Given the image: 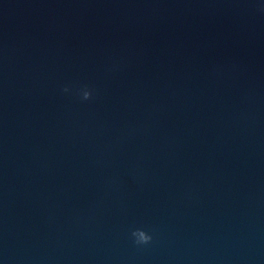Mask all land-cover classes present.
<instances>
[{
    "label": "water",
    "instance_id": "obj_1",
    "mask_svg": "<svg viewBox=\"0 0 264 264\" xmlns=\"http://www.w3.org/2000/svg\"><path fill=\"white\" fill-rule=\"evenodd\" d=\"M0 264H264V0H0Z\"/></svg>",
    "mask_w": 264,
    "mask_h": 264
},
{
    "label": "clouds",
    "instance_id": "obj_2",
    "mask_svg": "<svg viewBox=\"0 0 264 264\" xmlns=\"http://www.w3.org/2000/svg\"><path fill=\"white\" fill-rule=\"evenodd\" d=\"M62 91L64 93H69L70 89H69V87L66 86L62 89ZM78 95L80 96L82 101H87V100H90L92 98L93 92L91 89H89L87 86H85V87L78 90ZM131 236L133 238L134 244H136L137 246L148 245L153 240L152 235H150L147 231L140 229V228L134 229L131 232Z\"/></svg>",
    "mask_w": 264,
    "mask_h": 264
}]
</instances>
